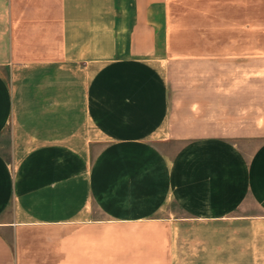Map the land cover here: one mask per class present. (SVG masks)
Segmentation results:
<instances>
[{
  "label": "crops",
  "instance_id": "obj_1",
  "mask_svg": "<svg viewBox=\"0 0 264 264\" xmlns=\"http://www.w3.org/2000/svg\"><path fill=\"white\" fill-rule=\"evenodd\" d=\"M232 2L234 60H264V0ZM170 10L0 0V264H178L189 228L264 220V140L169 118L170 64L193 55Z\"/></svg>",
  "mask_w": 264,
  "mask_h": 264
},
{
  "label": "rangeland",
  "instance_id": "obj_2",
  "mask_svg": "<svg viewBox=\"0 0 264 264\" xmlns=\"http://www.w3.org/2000/svg\"><path fill=\"white\" fill-rule=\"evenodd\" d=\"M167 3L172 35L177 31V37H184L179 53L193 54L172 62L168 71L169 118L179 136H220L244 146L249 142L245 148L251 149L264 140V60H234L232 0ZM165 209L167 214H183L173 202ZM236 211L260 213L250 200ZM234 219H228L219 235L189 228L179 246L178 264H264V220Z\"/></svg>",
  "mask_w": 264,
  "mask_h": 264
}]
</instances>
